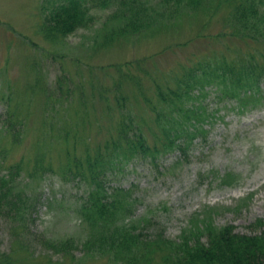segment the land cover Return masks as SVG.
<instances>
[{"label":"trees","instance_id":"16d2710c","mask_svg":"<svg viewBox=\"0 0 264 264\" xmlns=\"http://www.w3.org/2000/svg\"><path fill=\"white\" fill-rule=\"evenodd\" d=\"M225 8L227 18L218 23L214 16ZM98 10L110 11L104 27L118 24L104 35L109 41L178 32L183 23L179 20L186 11L188 18L203 12L209 14L196 38L230 36L232 41L257 47L243 49L240 45L239 49L237 43L228 44L222 57L211 54L204 60L189 59V63H183L182 73H172L174 77L158 78L138 68L139 61H130L99 67L101 79L81 78L74 87L67 86L66 74L57 79L53 89L36 81L30 91L33 96L37 93L43 96V125L58 139L66 161L61 165L57 163L62 161L53 157L45 159L37 155V159L27 164L25 176L43 181L46 175H56L64 182L85 184L87 195L75 204L73 212L92 232L80 244L85 257L106 260L104 264H264V222L257 223L261 231L254 235L239 234L231 225L216 226L215 211L205 206L192 217L179 238H168L161 228L147 235L152 219L135 218L138 200L133 191L109 184L110 175L134 159L151 158L155 162L170 153L186 155L191 142L203 134L201 123L209 112L200 111V99L209 97V92H214L220 102L235 101L241 113L249 106L264 104V50L258 45L264 44V0H56L40 26L48 40L66 39L79 29L89 30L97 20L94 13ZM214 23L218 26L214 27ZM177 41L173 47L184 44V40ZM148 82L152 87L147 86ZM152 88L153 95L149 96ZM3 99L8 105L1 116L2 130L10 131L6 137L12 147L24 140L26 125L17 109L18 100L12 106L10 95H4ZM62 111L70 120L62 118L63 123L58 126L60 121L55 122V116ZM147 111L150 119L145 116ZM92 115L98 125L97 141L85 136L87 127L92 126ZM9 150L0 147L3 163ZM24 159L5 174L0 165V216L13 225L32 219L38 200L24 186L16 190V185L24 182H16ZM24 231V228L17 233L12 231V235L18 238ZM41 238L47 251L61 254V261L49 264H84V258L75 256L78 248L75 239L55 240L45 235ZM26 242L23 238L21 247ZM14 257L0 253V262ZM24 258L21 255L13 262Z\"/></svg>","mask_w":264,"mask_h":264},{"label":"rangeland","instance_id":"374dc122","mask_svg":"<svg viewBox=\"0 0 264 264\" xmlns=\"http://www.w3.org/2000/svg\"><path fill=\"white\" fill-rule=\"evenodd\" d=\"M55 2L0 0V147L10 149L4 163L0 153V165L5 174L24 157L23 170L16 181L24 182L21 186L16 185V190L24 186L23 189L38 199L30 223L28 220V223L23 221L13 225L0 216V253L15 255L11 261L0 264L61 261V254L47 251L42 245L41 237L44 235L55 240L75 239L78 246L75 256L84 258V264L106 263V260L85 257L80 244L92 232L73 212L75 204L87 195L85 184L64 182L56 175H46L43 181L39 178L29 180L25 176L27 164L37 159V155L45 159L53 157L62 161L57 163L61 165L66 161L58 139L43 125V96L39 93L33 96L30 91L36 81L39 80L42 87L53 89L57 79L66 74L69 77L67 86L74 87L81 78L83 81L100 78L99 67L130 61H139L138 68L146 69L158 78L174 77L172 73H182L183 63H189V59L204 60L211 54L216 58L222 57L228 44L237 43L239 49L240 45L243 49L257 47L232 41L230 36L196 38L203 31L209 14L203 12L188 18L186 11L179 20L183 23L178 32H157L140 38L118 37L109 41L104 35L116 29L118 24L110 23L104 27L110 11L98 10L94 13L97 20L89 30L79 29L66 39L50 41L40 24ZM227 15V8L221 9L214 19L218 23L224 22ZM213 26L218 25L214 23ZM176 39L184 40V44L173 47L179 42ZM187 39L190 40L185 43ZM258 45L260 50H264V44ZM146 84L152 87V83ZM148 94L153 95V88ZM4 95L11 96L12 106L18 100L17 109L26 125L24 140L12 144V147L6 137L10 131L2 130L4 118L1 116L8 105ZM200 100L202 108L205 107L200 111L207 109L209 115L201 123L203 134L191 142L186 155L170 153L155 162L151 158L134 159L111 174L109 184L133 191L138 200L135 218L152 219L150 230L145 232L147 235L161 228L168 238L177 239L192 217L205 206L215 211L216 226L231 225L239 234L254 235L261 231L257 223L264 222V104L249 106L241 113L236 109L235 101L220 102L214 92ZM64 113L62 111L55 116V122L60 121L58 126L63 123L62 118L70 120ZM145 116L150 119L148 111ZM71 118L76 120V117ZM95 119L92 115V126H88L85 132V136L93 141L100 139ZM19 226L21 228L16 229ZM23 228L25 231L18 238L12 235V231L17 233ZM23 238L27 244L21 247ZM21 255L25 257L21 262H13Z\"/></svg>","mask_w":264,"mask_h":264}]
</instances>
